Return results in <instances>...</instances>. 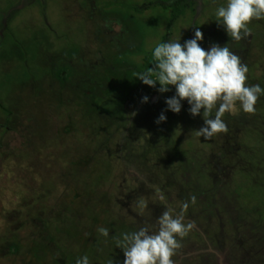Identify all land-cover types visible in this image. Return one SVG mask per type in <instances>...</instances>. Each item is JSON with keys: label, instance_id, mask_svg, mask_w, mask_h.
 <instances>
[{"label": "rangeland", "instance_id": "rangeland-1", "mask_svg": "<svg viewBox=\"0 0 264 264\" xmlns=\"http://www.w3.org/2000/svg\"><path fill=\"white\" fill-rule=\"evenodd\" d=\"M172 1L0 0V264H65L67 253L76 260L87 255L89 264H106L109 258L123 264L114 237L146 225L155 231L164 210L178 214L185 202L189 206L183 210L184 223L194 226L185 237H177L180 255H173V264H213L215 255L217 264H258L264 242L251 246L250 237L264 238V134L258 128L264 129V94L251 116L238 114L229 121L231 114L226 113L222 119L228 132L205 140L195 132L203 126V110L193 117L187 100L181 101L179 113L167 110L165 100L175 95V87L161 93L159 84L141 85L133 69L139 71L144 54L158 43L179 39L183 45L194 38L197 27L205 50L227 44L242 63L262 60L259 66L264 68V19H253L248 25L251 35L233 41L215 21L216 8L226 0H182L179 5ZM176 9L178 15L170 23ZM69 50L103 72L95 73L100 87L107 85L108 67L116 85H132V95L122 89L127 97L121 92L116 100L121 112L135 120L134 127L143 128L138 137L126 123L128 144L133 143L130 158L124 159L128 167L123 156L117 157L122 155L124 124L118 128L112 122L108 134L101 119H84L85 102L63 82L67 73L60 72L61 77L48 69V62L57 63ZM73 58L72 64H77V56ZM251 73L248 67L247 76ZM131 76L132 82L123 81ZM254 79V85L264 89V71ZM144 97L147 102H142ZM162 112L166 120L158 124ZM250 117V126L235 129L234 122ZM196 145L203 147L199 155ZM156 147L171 159L168 171H160L156 180L157 194L147 184L146 162L141 168L135 155L153 158ZM219 147L228 157L220 165L232 159L227 173L210 165ZM108 153L112 158L104 161ZM196 154L204 170L192 165ZM127 169L123 178L120 172ZM210 170L219 187L209 188ZM143 183V192L158 203L153 210L147 208L149 221L137 220L144 214L141 208L130 204L128 211L125 205L127 193ZM157 190L164 193V201ZM100 227L109 230L108 237L97 231Z\"/></svg>", "mask_w": 264, "mask_h": 264}, {"label": "clouds", "instance_id": "clouds-1", "mask_svg": "<svg viewBox=\"0 0 264 264\" xmlns=\"http://www.w3.org/2000/svg\"><path fill=\"white\" fill-rule=\"evenodd\" d=\"M215 17L218 26H223L231 40L241 41L251 35L248 25L253 19H264V0H226V5L216 8ZM202 39L203 33L197 27L194 38L183 45L179 39L158 43L152 52L153 67L137 73L135 78L149 87L159 84L158 91L161 93L174 86L175 95L165 100L167 110L173 113L181 111L183 100L190 105L188 111L193 117L203 110V126L195 132L197 137L207 140L218 133L228 132L222 119L226 113L236 115L241 110L254 113L264 89L259 85L247 84L248 66L227 44H213L205 50L199 43ZM147 99L144 97L142 102H147ZM165 120L162 112L156 123ZM157 192L159 199L164 201V193L160 190ZM190 200L195 203V196ZM188 206V202L183 203L182 211L178 214H174L171 208L164 210L157 218L155 231H152V226L146 225L138 231L114 237L116 248L123 251V264H173L172 257L181 246L177 237H185L194 226L184 223L183 210ZM139 207L144 209L148 205L140 201ZM97 231L104 237L109 235L105 227ZM76 264H89L88 256L78 258ZM106 264L114 262L109 258Z\"/></svg>", "mask_w": 264, "mask_h": 264}, {"label": "flooded vegetation", "instance_id": "flooded-vegetation-1", "mask_svg": "<svg viewBox=\"0 0 264 264\" xmlns=\"http://www.w3.org/2000/svg\"><path fill=\"white\" fill-rule=\"evenodd\" d=\"M59 58H62L61 54L57 58V60H58L57 61V64L60 63ZM253 62L254 63H251V62H247L246 63V65L248 67H251L252 68L251 75L250 76H247V84L250 85V86L251 85H254L256 83V81L254 79V78H256V76L262 77V71H264V68L263 67L260 68V66H259V64H262V60H261V62H258L257 60L256 61H253ZM133 93L134 92L132 91L131 95ZM131 95H129V96H131ZM105 96H106V99L104 100V102H105L106 106L103 108V111H101V112H98L97 111V112H95L96 114L92 115L91 114L92 110H91L88 119L91 120V121H93V119L94 120L101 119L100 121L103 122L104 127H106V132L108 134H109V125L112 124V121L113 122H116V126L118 128L119 127H122V124H124V129L121 131V137L123 139V148H122V152H121L122 155L118 154L117 157L120 158V157L123 156V160L122 161L125 162V161L128 160V158H130V156H129L130 153L129 152L133 148V143L132 144H130V143L128 144V141H130V140H127V139H129L131 137V134H130V132H128V129L126 128V123L127 122H130L132 124V129L135 131V135L138 134V137H142L143 128H140L139 126L138 127H134L135 120L132 122V120L128 117V115L126 113L121 112L122 111L121 104L119 105V109L118 108H115V109L118 110V112L108 111L109 110V108H108V106H109L108 99H110V98L108 97V94L105 95ZM91 109H92V107H91ZM114 112H115L116 115L115 114L112 115ZM238 114L239 115H243V116L247 114V117H249V116L252 115V114H249V113H244L242 110ZM238 114L231 115L229 117V121H230L231 118H233V119L234 118H238L237 117ZM250 120H252L251 117L248 118L247 120H241V121L240 120H237L236 122H234V127L236 125V128L235 129L238 130V128H240V129L242 128L243 129V128H246V127L250 126L252 124V121H250ZM104 127L102 126V128H104ZM258 128H259V134L263 137L264 129L260 128V126ZM99 144H101V143H99ZM202 148L203 147H199V146L196 145L195 150H196V153L198 152V155H199V152H200V150ZM107 149H108V147H107ZM223 150H224L223 148L222 149L220 147L218 148V150L215 152V158H216V160L213 159V165H212V162H210V165L212 166V168L217 169L220 173H224V172L227 173L230 170H232L233 164L231 163L232 162V159H229V162H228V160L225 159V162L222 165L219 164L223 157H225V158L227 157L225 155V152ZM135 155H136V157L139 156L138 161H139V164H141V166H142L141 168H143V164H144V162H146L144 167L147 168L146 169L145 177H147L149 179V181H148L147 184H149L152 187L151 191L153 193H155V190H156V182H157L156 180H157V178L159 179L161 177L160 171H162V170L168 171L167 168H168V165L171 163V159L169 157H167L166 155H164L163 153L160 154L159 147H156V150H155V153H154L153 158H147V157L143 158L142 156H140L141 154H139V155L138 154H135ZM198 155H197V159L196 160H193L192 165L197 164L198 166H200L204 170V167H202V165H201V159H200V157ZM231 156H233V155H230L229 157H231ZM109 158H112V154H110V153H108V158H102V159H109ZM124 159H126V160L124 161ZM156 163L158 165H156ZM124 166L125 167H128L129 164L127 165L126 162H125V165ZM235 166L238 167V161L235 163ZM201 168H200V170H201ZM200 170H199V174H200V172H203L202 170L201 171ZM126 171H129V170L127 169L124 172H120L123 175V178H125L124 173ZM171 172H173L172 169H171ZM201 174H203V173H201ZM163 175H165V174H163ZM209 175L211 177L213 176L214 179L217 178V175H214L212 173V170H210V174ZM102 178H104V176L100 177V180ZM171 182H174V181L171 179L170 183ZM219 182H221V181H219ZM219 186H220V183L218 184V186L215 184V187H219ZM143 187H144V183H143V185L141 184V186L139 188L133 189L132 193H127L125 205L128 207L127 208L128 211L131 210L129 208H132V205H130V204H133L134 207H136V208H140L139 207V202L140 201L146 202L147 205H148L147 208H151V210H153L154 208H157L158 203H156V200L154 202V201H152L151 198H148L146 196V194L143 192ZM139 190H141V191H139ZM148 194L150 195L151 193H148ZM155 194H157V193H155ZM147 208L142 209V211H144V214L145 215L141 213V215H137L136 216L138 221H146V220H148L147 219V215L149 216V213H148ZM145 210H147V211L145 212ZM134 225H136V224L134 223ZM132 227H134V226H132Z\"/></svg>", "mask_w": 264, "mask_h": 264}, {"label": "trees", "instance_id": "trees-1", "mask_svg": "<svg viewBox=\"0 0 264 264\" xmlns=\"http://www.w3.org/2000/svg\"><path fill=\"white\" fill-rule=\"evenodd\" d=\"M181 1L182 0H178V2L177 1H174V2L179 5V3ZM177 15H178V11L176 9V11H174L172 14V19L170 20V23H172V21L177 17ZM153 50L154 49H152L149 52H147L146 54H144V56L142 57L143 63L140 65L141 68L139 69V71L136 69H133V72L143 73L148 68L153 67V64H154V60H153V56H152ZM64 54L66 55L65 57L59 58L60 63L57 64L54 61H52L53 63L48 62L49 65H51L48 67V69L54 70L56 72L55 74H57L59 76H61L60 72L67 73V76H66V78H64L63 82H65V84H67L69 87H74V88H72L73 89V95H75V97H77V98L82 97L81 101L85 102V104L82 107V110L84 109V112L86 113L85 115H83L84 119L89 120L88 117L90 115L91 110H92V112H91L92 115L96 114L95 112H97V111L98 112L103 111V108L106 106L104 100L106 99L105 95H107V94L109 95V98H110V99H108V103H109V106H108L109 110L108 111L118 112V110L115 109V108L119 109V105H120L116 102V100L119 97V95H117V94L123 92V96L127 97L126 91H123L122 89L128 90V87L131 88L132 85L131 86H129V85L122 86L123 84L116 85L117 81H116V79L113 80L114 76H112V74L114 75L113 69L111 67H108L105 69L106 73L104 76V78L106 77V79H107V85H105L104 87H102V86L100 87L101 82L99 81V79H95V73H98L99 75H103L102 74L103 72H99L98 69L97 70L93 69V67L91 66L92 64H89L86 60H83L82 55L78 54V52H75V54H74V52L72 50H69V51L64 52ZM73 54H74V56H73ZM76 56H77V59L79 60V62L77 64H72L73 61L75 60L73 57H76ZM114 81H115V83H113ZM123 81L130 83L133 81V78L131 76V79L127 78V81H125V80H123ZM140 82H142V81L138 80V83H140ZM141 85H143V83ZM81 86L83 88L80 89L79 87H81ZM87 90H89V91H87ZM91 91H94L93 94L91 93ZM85 92H90V93H88L89 96L86 95L85 97H83ZM127 92H128V94H131L132 89L128 90ZM99 93L103 94L104 96L100 95ZM120 100H122V96L120 97ZM100 101H103V102L100 103ZM76 103H77V100H76ZM90 104H91V106H90ZM1 106H3V105L1 104ZM91 107H92V109H91ZM3 109H4L3 112L6 114V116H10L11 111L6 110L5 106H3ZM84 112H83V114H84ZM114 123H116V122H114ZM101 124L104 127L103 122H101ZM96 125L98 126L99 124H96ZM94 155H96V154H94ZM99 160H100V163H102L101 159H99ZM105 160L108 161L109 159H104V161ZM206 177L209 178V184L211 185L209 188H212V186H214L216 184L215 179L213 178V176H212V180H210L211 177H209V176H206ZM96 179L99 181V177H96ZM195 187L199 190V189H201L202 186H201V184L197 183V185ZM207 189H204V190H207ZM250 238H251L250 241L252 243V244H250L251 246L256 241L261 240L262 242H264V238L262 236L259 237V235L258 236H252ZM190 247L191 246L188 245L186 250H188V248H190ZM185 251H183V252H185ZM178 252L179 251L177 249L175 251V253L178 254ZM67 254H69L71 256L70 253H67ZM178 255H180V253ZM70 256L66 257V258H68L69 261L67 260L65 262V264L66 263L76 264V259L74 258V256L73 257L72 256L70 257ZM117 256L119 257L118 261L124 260L123 251L121 249H120L119 253L117 254ZM260 256L261 257L257 258V259H259V262L264 263V261H263L264 260L263 248L261 249V255ZM215 257H214V261H213L214 263L213 264H217L218 258L217 257L215 258ZM70 258H71V260H70ZM225 260H228L227 254L224 255V262H225ZM259 262H257V263L260 264ZM115 264H121V262H117ZM230 264H234V263H230Z\"/></svg>", "mask_w": 264, "mask_h": 264}]
</instances>
